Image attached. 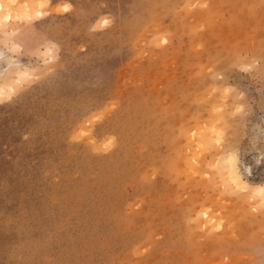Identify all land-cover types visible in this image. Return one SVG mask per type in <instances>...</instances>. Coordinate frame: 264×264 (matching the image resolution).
<instances>
[{
	"label": "rangeland",
	"instance_id": "374dc122",
	"mask_svg": "<svg viewBox=\"0 0 264 264\" xmlns=\"http://www.w3.org/2000/svg\"><path fill=\"white\" fill-rule=\"evenodd\" d=\"M24 2L0 31V82L33 74L0 101V264H264V0Z\"/></svg>",
	"mask_w": 264,
	"mask_h": 264
},
{
	"label": "bare ground",
	"instance_id": "6f19581e",
	"mask_svg": "<svg viewBox=\"0 0 264 264\" xmlns=\"http://www.w3.org/2000/svg\"><path fill=\"white\" fill-rule=\"evenodd\" d=\"M18 0H0V31L2 33H5L7 35V38L15 42V37L18 36L20 33V30L15 28L12 24V18L14 16V4ZM44 3L46 4V0H25L23 7L19 9L20 14L22 13L23 16H33L34 19V10L38 9L37 17L38 19L43 18L46 14L44 13L43 7ZM22 10V11H21ZM18 12V11H17ZM109 22V21H108ZM107 21L102 22V26L106 25ZM101 28V27H100ZM15 47L19 46L18 44H14ZM22 49V48H21ZM47 54L50 55L53 53V49L49 48L47 50ZM51 60L52 57H49ZM52 61V60H51ZM33 78V74L28 69L19 71L15 77H13L10 81L0 82L2 85H0V101H2L4 98L11 96L17 88L18 85L24 83L28 79ZM236 164V157L231 155L229 156L227 162H223L222 166L220 163L218 164V167L221 166V174L227 175L229 179L238 187H241L243 189H249L250 186L248 182H246L242 176L240 175V172L238 171ZM254 192L258 196L260 202L264 205V186H257L253 188Z\"/></svg>",
	"mask_w": 264,
	"mask_h": 264
}]
</instances>
